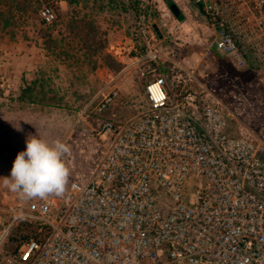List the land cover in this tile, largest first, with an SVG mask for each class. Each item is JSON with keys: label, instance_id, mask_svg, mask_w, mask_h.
I'll list each match as a JSON object with an SVG mask.
<instances>
[{"label": "built area", "instance_id": "built-area-1", "mask_svg": "<svg viewBox=\"0 0 264 264\" xmlns=\"http://www.w3.org/2000/svg\"><path fill=\"white\" fill-rule=\"evenodd\" d=\"M192 1L212 46L264 67V0L254 10L246 0ZM40 17L51 24L56 15L44 7ZM139 33L143 52L130 66L147 64L144 102L120 100L115 79L97 92L81 118L93 104L98 114L121 112L97 128L96 176L70 182L56 203L12 206L0 250L21 223L37 229L0 264H264V140L250 128L229 135L225 107L195 71L162 54L155 31Z\"/></svg>", "mask_w": 264, "mask_h": 264}, {"label": "rangeland", "instance_id": "rangeland-1", "mask_svg": "<svg viewBox=\"0 0 264 264\" xmlns=\"http://www.w3.org/2000/svg\"><path fill=\"white\" fill-rule=\"evenodd\" d=\"M173 1L185 12L179 20L166 0H50L56 15L51 24L37 16L27 25L18 22L4 29L1 21L0 232L9 220L8 210L22 200L4 187L2 178L10 176L29 136L60 138L71 146L66 157L69 183L96 176L104 154L97 128L121 109L98 114L93 104L84 118L80 114L112 79L120 100L144 102L142 72L148 70L147 64L130 66L131 59L143 52L141 27L155 31L159 51L193 69L198 81L222 102L229 135L250 128L264 140V67L245 69L249 66H240L215 46L211 49L213 30L202 12L192 0ZM246 1L254 10L259 0ZM192 87L201 91L197 82ZM261 157L264 161V149ZM195 190L194 186L187 193L188 200L195 197ZM163 196L164 192L162 200ZM48 199L57 202L54 196ZM31 233L28 227L13 230L0 250V260Z\"/></svg>", "mask_w": 264, "mask_h": 264}, {"label": "clouds", "instance_id": "clouds-1", "mask_svg": "<svg viewBox=\"0 0 264 264\" xmlns=\"http://www.w3.org/2000/svg\"><path fill=\"white\" fill-rule=\"evenodd\" d=\"M17 130H20L17 127ZM3 184L23 200H45L49 196L64 197L71 177L66 157L71 146L60 138L48 140L29 136Z\"/></svg>", "mask_w": 264, "mask_h": 264}, {"label": "trees", "instance_id": "trees-1", "mask_svg": "<svg viewBox=\"0 0 264 264\" xmlns=\"http://www.w3.org/2000/svg\"><path fill=\"white\" fill-rule=\"evenodd\" d=\"M49 2L50 0H0V23L3 20L2 27H4V29L18 22L27 25L31 18L40 17V11L44 7H48L54 11ZM173 3V0H168L167 2L168 5ZM5 14H8V17H6ZM177 20H179V16ZM42 22L44 23V21ZM1 36L2 32H0V38ZM12 37H15V34L12 35ZM23 227L32 229V233L29 236H24L23 239L33 236L37 229L36 226L23 222L14 231L20 230Z\"/></svg>", "mask_w": 264, "mask_h": 264}, {"label": "water", "instance_id": "water-1", "mask_svg": "<svg viewBox=\"0 0 264 264\" xmlns=\"http://www.w3.org/2000/svg\"><path fill=\"white\" fill-rule=\"evenodd\" d=\"M168 2V0H166ZM170 10L173 12V14L178 17L181 13L180 8L177 6V4L173 3L169 5Z\"/></svg>", "mask_w": 264, "mask_h": 264}, {"label": "crops", "instance_id": "crops-1", "mask_svg": "<svg viewBox=\"0 0 264 264\" xmlns=\"http://www.w3.org/2000/svg\"><path fill=\"white\" fill-rule=\"evenodd\" d=\"M199 11H200V9H199ZM201 12V11H200ZM184 11L183 10H181V14H183L184 15ZM202 14V13H201ZM206 23H207V21H206ZM213 48V46H212V44H211V49ZM245 69H253V68H251L250 66L249 67H245Z\"/></svg>", "mask_w": 264, "mask_h": 264}]
</instances>
